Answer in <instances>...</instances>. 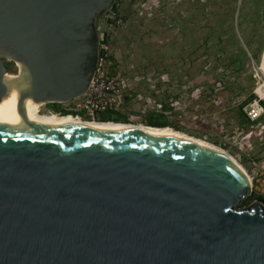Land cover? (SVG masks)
I'll use <instances>...</instances> for the list:
<instances>
[{"label":"water","instance_id":"1","mask_svg":"<svg viewBox=\"0 0 264 264\" xmlns=\"http://www.w3.org/2000/svg\"><path fill=\"white\" fill-rule=\"evenodd\" d=\"M114 0H0V264H264V204L221 151L153 130L29 123L87 90ZM12 63L16 74H9Z\"/></svg>","mask_w":264,"mask_h":264},{"label":"rangeland","instance_id":"2","mask_svg":"<svg viewBox=\"0 0 264 264\" xmlns=\"http://www.w3.org/2000/svg\"><path fill=\"white\" fill-rule=\"evenodd\" d=\"M202 1L199 0L198 4L196 0H122L121 12L128 17L129 24L116 35L112 49L113 57L119 61L121 68H126L127 63L131 62L140 75L144 78L148 75L151 77L150 82L142 80L137 86L141 98L134 95L128 96L122 105L123 111L129 112L134 117L136 121L134 124H143L142 122L149 114L154 116L162 114L169 123L179 125L182 132L214 144V141L220 142L219 129L223 119H231L235 122L234 110H221V106L227 108L229 101L233 98L235 103H240L246 94L238 89L237 92L230 91L226 87L230 83L231 67L228 62L223 63V59H220L216 53V47L213 44L214 36L211 37L207 46L203 44V34L210 25L207 24L204 15L197 12L198 5H201ZM140 2H146V5L152 8L154 19L160 21L162 17L166 18L168 22L163 24H169V26H162V20L161 22L148 20L143 22L137 31L132 32V28L139 22V19L135 17V7ZM262 3L264 4V0ZM252 5L253 0H249L242 13L252 12ZM187 18H189L188 25ZM244 26L247 27L245 23ZM234 29L236 30L237 27ZM234 29H230L231 31L227 34L234 32ZM127 39L132 41L129 46L126 45ZM143 39L144 46L154 50V52L148 50V57L141 54L140 44ZM155 40H158L160 44ZM239 44L246 50L241 39ZM230 48L229 51H234L238 48V44L232 43ZM141 60L147 65L146 69L141 66ZM166 70L168 72H165ZM251 72L256 77L252 83V89L255 91L257 85L264 82L260 61L256 64L249 59L245 63V70L238 76V81L240 85L247 84L246 75ZM16 73L17 67L9 71V74ZM182 73L187 74L188 77ZM171 75L174 76L173 102L169 103V109L164 111L163 108H157L152 101L163 105L165 101L168 103L165 89L169 82L162 80L161 76L170 80ZM151 85L155 88H150ZM217 97H220L221 101ZM228 129H230L229 126ZM248 130H251L250 138L245 136L246 132L239 134V129L235 134L233 133L236 138L232 139L230 149L225 150L243 166L250 177H253L254 198L249 203L259 199L264 204L263 133L259 126ZM247 140H251L252 153L260 162L259 171L254 176L246 170L232 148L238 145L244 147Z\"/></svg>","mask_w":264,"mask_h":264},{"label":"trees","instance_id":"3","mask_svg":"<svg viewBox=\"0 0 264 264\" xmlns=\"http://www.w3.org/2000/svg\"><path fill=\"white\" fill-rule=\"evenodd\" d=\"M262 1L263 0H253L252 12L249 13H242L245 6L249 3V0H203L201 5H198L197 9V12H200L202 15H204L207 20V24L210 25L203 34L202 40L204 46H207L211 40V37L214 36L213 44L216 47V53L220 59H223V63L226 64L228 62V65L231 67L230 83L226 87L229 88L230 91L232 90L237 92L238 89L240 92H244L246 94L245 98L240 101V103H238L235 109V121L239 126V130H248L249 128L255 126L258 122L262 123L264 121V112L258 120L250 121L243 110V107L246 104H248L252 99L257 98V95L252 89V83L256 79L255 75L252 72L247 73V84L240 85L238 81V76H240L241 72L245 70V63L249 59H252L256 64H258L264 51V4ZM196 2L198 3L199 0H196ZM154 18V13H145L144 16L139 18V22L136 26L137 28H132V32L137 31L143 22L148 20L159 21L158 19ZM161 20L159 22H161L162 26H169V24H163L168 22L166 18L162 17ZM186 20L188 25L189 18ZM244 23L247 25V27L244 26ZM212 25L217 27H211ZM235 27H237L236 30L234 29ZM230 29H234V32L227 34V32L231 31ZM141 38L143 37L141 36ZM240 39L245 45L246 50L243 49L239 44ZM131 42L132 41L130 39H127L126 45L129 46ZM144 42V39L141 40V54L144 57H148V50L152 52H154V50L150 47L148 48V46H144ZM155 42L157 43L158 40H155ZM232 43H237L238 48L234 51H229V49H231L230 47ZM110 59L114 60V57L110 56ZM144 59L145 58H143V60ZM143 60H141V66H144L146 69L147 65L144 64ZM165 72L168 71L166 70ZM182 74H179V76H182ZM186 76L187 74H185V77ZM170 78L171 79L167 81L169 82V87L167 86V89L170 88L172 91L174 76L171 75ZM167 89H165V94L168 103L165 101L164 105L161 104V108H163L162 110L164 111L168 110V104L173 102V92H170L171 96L168 97L167 95L169 94L166 92ZM259 102L264 108V100H260ZM65 114L70 113L64 112L63 115ZM104 115H108L107 112L99 114L98 117H103V120H111L109 116L104 117ZM142 123L155 127H171L178 131H181L182 129L179 125L169 123L162 114L157 116L149 114ZM214 144L226 150L230 149L227 145L222 144L221 142L214 141ZM253 194L254 193L244 198L240 205L249 204V201L254 198Z\"/></svg>","mask_w":264,"mask_h":264},{"label":"built area","instance_id":"4","mask_svg":"<svg viewBox=\"0 0 264 264\" xmlns=\"http://www.w3.org/2000/svg\"><path fill=\"white\" fill-rule=\"evenodd\" d=\"M121 1L114 0L113 4L108 9L100 12L96 18L95 27L99 55L95 72L86 92L81 97L62 103L63 110L70 113L65 114L66 116L91 120L104 111L119 110L126 96L134 95L141 98L137 86L142 80L151 81L150 75L144 78L135 70L133 63H127L126 68L123 69L120 67L119 61L110 59V56H113L112 45L116 35L129 24L128 17L121 12ZM151 10L152 8L148 7L146 2H140L135 7V17L139 19L145 13L151 14ZM161 78L165 82L168 81L163 76ZM150 88L155 87L151 85ZM254 93L257 98L252 99L243 107L250 121L258 120L264 112V108L259 102L264 98H261L256 91ZM152 102L155 103L157 108H161V103ZM56 116H63V114H56ZM259 127L264 134V121ZM238 133L241 134L243 131L240 130ZM250 134L251 132H248L245 136L250 138ZM250 178L252 181L253 177Z\"/></svg>","mask_w":264,"mask_h":264},{"label":"bare ground","instance_id":"5","mask_svg":"<svg viewBox=\"0 0 264 264\" xmlns=\"http://www.w3.org/2000/svg\"><path fill=\"white\" fill-rule=\"evenodd\" d=\"M260 69L264 73V51L262 53L261 60H260ZM255 91L261 98H264V82L257 85V87L255 88ZM37 108H38V105H29L27 107V112L25 114L26 121H28L29 123H45L48 121H54L62 125L79 126V127L107 124V125H113V126H116L122 129H129L132 131L153 130V131L162 133L166 136H169L171 138L196 142L202 146H206L211 149L221 151L243 170L249 183L252 186V181H251L250 176L247 174L243 166L229 152H227L225 149H222L202 138L189 135L185 132L175 130L171 127H155V126H149L145 124H133V123H122V122H100V121H93V120L89 121V120H83L80 118H75L73 116H56L53 114L43 115L37 112ZM17 117H18V109L13 102L4 100L2 103H0V125L14 122L17 119Z\"/></svg>","mask_w":264,"mask_h":264},{"label":"crops","instance_id":"6","mask_svg":"<svg viewBox=\"0 0 264 264\" xmlns=\"http://www.w3.org/2000/svg\"><path fill=\"white\" fill-rule=\"evenodd\" d=\"M167 86L169 87L168 84H167ZM166 89H167V87H166ZM166 92H167V94H169L167 96L170 97L171 96L170 92H172L170 90V88H168L166 90ZM125 99H127V96L125 97ZM217 99L220 100V97H217ZM233 99H231V101H229V103H228L229 106H227V108L221 106V110H223V109H229L231 111L234 110V115H235V109H236V107L238 105V102L235 103V101ZM259 125H261V122H258L255 126H259ZM228 126L230 127V129H228ZM238 129H239V126L236 124V121L234 122L231 119L230 120L223 119V125L220 126V129H219V131L221 133V135L219 137L220 142L222 144L227 145L228 147H231L232 139L236 138L234 134L236 133V131H238ZM259 129H260V127H259ZM260 130L263 132L262 129H260ZM241 131L246 132V133L251 132V130H241ZM244 145L245 146L241 147V148L239 146L232 147V148L236 152L235 155L239 158V160L245 166L246 170L252 176H254V174H257V172L259 171L260 162L257 160V157H255L254 154L252 153L253 144H252L251 140H247Z\"/></svg>","mask_w":264,"mask_h":264},{"label":"flooded vegetation","instance_id":"7","mask_svg":"<svg viewBox=\"0 0 264 264\" xmlns=\"http://www.w3.org/2000/svg\"><path fill=\"white\" fill-rule=\"evenodd\" d=\"M16 67L17 66L14 63H12L11 69L9 71H11L13 68H16ZM37 112L39 114H43V115H48V114L62 115L65 111L63 110L62 103H45V104H41L37 108ZM104 112H107V114H108V115H104V117L109 116V118L111 120H103V117L99 118L98 116L95 117L94 119H91V120L100 121V122H112L113 121V122L133 123V124L136 122L134 120V117L131 116L129 112L123 111L122 107L116 111L107 110ZM104 112H102V113H104Z\"/></svg>","mask_w":264,"mask_h":264}]
</instances>
